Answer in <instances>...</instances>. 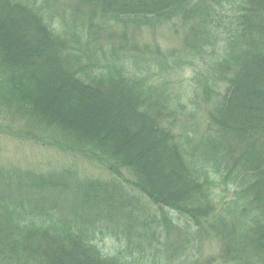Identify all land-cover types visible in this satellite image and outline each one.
Segmentation results:
<instances>
[{
    "label": "trees",
    "instance_id": "1",
    "mask_svg": "<svg viewBox=\"0 0 264 264\" xmlns=\"http://www.w3.org/2000/svg\"><path fill=\"white\" fill-rule=\"evenodd\" d=\"M166 24L177 45L142 43ZM193 96L203 128L175 130ZM0 136L65 159L0 163V264H143L163 237L264 264V0H0Z\"/></svg>",
    "mask_w": 264,
    "mask_h": 264
},
{
    "label": "rangeland",
    "instance_id": "2",
    "mask_svg": "<svg viewBox=\"0 0 264 264\" xmlns=\"http://www.w3.org/2000/svg\"><path fill=\"white\" fill-rule=\"evenodd\" d=\"M170 25H163L160 29L158 28L156 31L146 30L141 36L140 40L142 43H156L160 53H165L167 50L171 49L179 42V38L174 35L172 31H170ZM178 68V67H177ZM166 75V74H165ZM164 75V76H165ZM192 75V69L188 65H182L176 70V73L173 74V77H167L169 83L166 86V90L171 89L174 91L178 88L177 84H182L183 86L190 82V76ZM158 79V78H156ZM184 100V99H183ZM188 109L192 111L191 114L186 115L184 120L176 123L175 130H178L184 125L185 131L190 125H194V127L200 131L203 128L204 119L207 116V113L212 107V103L205 100L202 96H193L191 97V101L188 104ZM180 131V132H183ZM199 133L195 134V137L198 136ZM0 136V163L3 165L14 164L17 166H21L23 168H34L37 170H46L49 168H53L56 166H60L64 163L65 159L50 150L34 147L31 145L17 144L16 142L9 140V138H5ZM76 165L80 168H83L85 172H90L87 175L92 176L93 178H98L102 181L109 182L111 180V176L99 169H92L83 165V163L76 161ZM176 220V218H174ZM183 220H180V223H183ZM165 237L162 238L161 242L163 243ZM161 242L154 241L151 246L144 247L142 245V251L145 252V258L143 264H178L180 260H184L190 257V250L192 249L191 243H186L184 247H181L177 250L175 255H170V248L161 244ZM114 246H116L114 240L109 237H105L103 239L102 252L103 254H111L114 252ZM201 250L197 253L195 252V258H200L203 254L212 255L216 252V247L207 243V241L201 242ZM199 253H201L199 255ZM173 257V258H172Z\"/></svg>",
    "mask_w": 264,
    "mask_h": 264
}]
</instances>
